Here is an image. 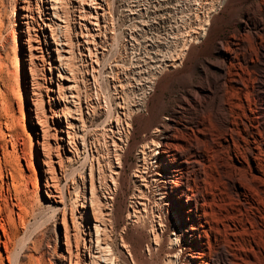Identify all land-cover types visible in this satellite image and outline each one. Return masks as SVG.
<instances>
[{"label":"rangeland","instance_id":"rangeland-1","mask_svg":"<svg viewBox=\"0 0 264 264\" xmlns=\"http://www.w3.org/2000/svg\"><path fill=\"white\" fill-rule=\"evenodd\" d=\"M14 1L0 0V264H61L63 261L67 262L68 258L71 259V264H80L79 258L87 249L83 240L85 223L84 219L79 218L77 216L79 214L75 211L77 206L82 204V195L89 201V189L87 188V193L83 192V177L87 179L85 183L87 187L92 184L95 188L101 214L96 213V215L104 230L102 237L110 245L112 256L117 264H171L168 261L169 257L166 258V250L167 233L169 234L174 217L173 210L170 208L166 211L159 210L154 204V199L144 201V199L136 198L132 199L134 203L130 202L132 193H137L134 185L142 182L132 177L131 172L137 163L140 166L144 165L140 150L145 143L149 144L146 137L156 126L168 122L164 117H169L179 96L196 88L199 78L202 77L201 67L207 65V59L214 60L220 57V53L216 50L219 42H222L232 31L233 23L240 26L236 22L243 17V10L240 8H244L251 0H222L219 9L215 11H211V4H216V0H62L61 13L66 17L67 24L69 23L68 39L74 52V56L72 54L68 63L71 68H74L75 78H77L74 82L76 87L73 88L76 91L72 90L71 92L72 95L75 94L74 98H78L76 101L79 104L78 102L77 104L69 102L68 99L73 100L74 98L67 96L68 91H63V86L59 87L62 91L61 94L67 92L65 95L68 100L67 109L72 110L71 104H74L78 109L75 113L80 115L77 117L72 114L77 119H70L74 126L70 130L72 136L69 143L74 145L72 155L75 160L62 157V169L65 175L59 184L65 203L63 223L66 225V244L61 243L65 241L61 212L52 214L43 206V187L37 191L34 171L32 168L26 167L20 151V143L28 146L29 140L23 123L27 116L22 115L18 105L19 93H24L26 106H31L29 98L31 93V97L37 99V105L40 98L43 99L46 115L52 114V112L48 110L45 95L44 76L48 75L47 62L49 61L46 52H44V68L40 64H43L41 59L35 61L33 82L29 72L28 56H26L24 72L27 75L29 87L25 89L19 84L18 78L22 72L16 71L15 67L21 61V57L14 45L10 44L14 36L12 30L14 28L12 15ZM36 11L34 10V14L37 15ZM94 13L111 15L112 20L107 29L111 30L112 34L102 38L107 43L99 44V39H94L95 46L90 42L91 38H88V43L84 44V48L88 47L90 51L84 50L83 54H79L76 47L78 37L77 34H73L77 29L70 16ZM207 17H209V24L203 37L201 28ZM34 27H36L35 23ZM48 40L50 41V37ZM53 47L54 45H52V49ZM210 53L211 57H209ZM62 54L64 55V53ZM52 56L54 58L57 56L55 51ZM120 57L123 58V61L120 60ZM112 63H117L118 67L124 68L126 78L123 77L122 83L125 91L130 92L131 89L137 91L140 88L141 79L147 83V93L140 101L141 104L138 108L132 106L128 115H123L124 117L119 115L123 130L126 128L128 130L126 140L123 135L120 136L121 139H116L119 137L113 121L116 118V113L114 105L111 103H113V71L117 68L114 69ZM53 76L56 77V72L53 73ZM30 86H33V89ZM54 88H57L56 84H54ZM38 93H40V97ZM83 98L85 103H83ZM62 102L61 106H63ZM99 104L101 106L106 104L107 109L103 111L101 108L99 111ZM257 105L259 106V104ZM84 106L87 107V110ZM107 106H110L111 109ZM85 111L89 112V116L86 118L83 117ZM255 116L254 111V121L248 120L244 123L249 130H242V123H238L240 132L246 138H250V125L255 124ZM65 118L62 117V122H60L62 126H65ZM125 121L128 123V127L125 126ZM46 123L48 124V122ZM109 127L116 129L115 132L109 131ZM179 134L178 132L177 136ZM32 135L34 139L31 138L30 142H32V152H34V149H37L35 139L41 141L40 131L38 130V133ZM259 135L254 130V147L259 145L258 141L264 136V133L260 135L261 137ZM48 137L49 145H51L52 133L50 130ZM12 141L16 142L15 147L11 146ZM66 148L65 144L64 149L66 150ZM54 154L55 152L52 150L53 159H55ZM33 155L35 156V153ZM118 157L119 159H117ZM118 161L121 163V170L116 179L111 170L118 164ZM89 169L92 172L91 180ZM12 171L15 174L13 180L10 178ZM121 178L128 179L124 186L117 184ZM191 182L189 186L193 185L194 188V184ZM141 188L146 190L144 186ZM109 190L114 193L111 192L113 198L110 211L104 208L102 198ZM204 190L202 188L201 197L198 196V202L202 204L200 207L198 206V210L200 212L205 209L208 216H211V218L208 217L210 219L208 220L209 226H212V229L218 226L216 229L219 230L222 227L221 221L216 220V223L215 217H212V214L219 209L216 208L220 206L219 200L217 196L212 199L208 195V188L206 191ZM203 200L206 205L210 202L209 205H204ZM123 203L127 209L118 210V204ZM90 204V202L86 204V210L89 219H92L90 212H93L94 207L93 205L90 207ZM208 210L211 212L209 213ZM164 218L167 223L161 234L158 222ZM1 225L9 236L7 245L12 254L7 253L11 255L8 256V259L2 244L6 238ZM156 233H160L162 237L160 246H155L153 243ZM209 238L210 244L206 247V259H211L213 264H224L217 257L218 249L221 246L218 243L219 237L215 241L212 235H209ZM59 245L65 255L64 259L56 258L55 254L59 250Z\"/></svg>","mask_w":264,"mask_h":264},{"label":"bare ground","instance_id":"bare-ground-1","mask_svg":"<svg viewBox=\"0 0 264 264\" xmlns=\"http://www.w3.org/2000/svg\"><path fill=\"white\" fill-rule=\"evenodd\" d=\"M221 2L222 0H216V4H211V11L219 9ZM61 3L62 0H15L12 13L14 36L10 44L14 45L21 57L15 70L22 72L18 79L19 84L25 89L29 87L27 75L24 72L26 56H28L32 82L35 76V61L41 59L43 64H40L44 68V52L49 57L48 75L44 76V82L46 83L45 95L48 110L52 114L46 115L42 98L37 105V99H33L34 97L32 98L30 93L31 106H26L24 93H19L18 105L22 115L27 116L23 123L29 140L28 146L20 143V151L26 167L32 168L34 171L37 191L43 187V206L52 214L61 212V224L65 236V241L61 243L66 244V225L63 223L65 203L59 184L65 175L62 169V157L75 160L72 155L74 145L69 143L72 136L70 130L74 126L70 119H77L72 114L77 117L80 115L75 113L78 109L74 106L77 104L76 99L78 98H74L75 94L72 95L71 92L75 90L73 89L76 87L74 82L77 78H75L74 68H71L68 63L72 54L74 56V52L68 39L69 23L67 24L66 17L61 13ZM34 10H37V15L34 14ZM240 10H243V13L241 12L243 17L236 21L240 26L233 23L232 31L218 44L216 50L220 53V57L214 60L207 59V65L201 67L202 77L199 78L196 88L179 96L169 117H164L168 122L159 124L149 133V136L146 137L149 144L145 143L140 150L144 165L134 164L135 168L131 172L132 177L142 181L140 184L134 185L137 193H132L131 200L136 198L144 199V201L154 199V204L159 210L166 211L168 208L173 210L174 217L169 234L167 233L166 250V258L169 257L168 261L171 264H213L211 259L205 257L207 256L206 247L210 244L209 235H212L214 241L219 237L218 243L221 246L218 249L217 257L221 259L222 263L264 264V136L258 141L259 145L254 147V130L260 135L264 133V0H251ZM70 17L77 29L76 16ZM34 23L36 27H34ZM208 24L209 17L205 19L201 28L203 37ZM73 34H77L76 47L79 54H83L82 44H86L88 41L77 31ZM48 37H50V41ZM71 42L74 41L71 40ZM90 42L95 46L94 39H91ZM52 45H54L53 49ZM86 50L90 51L88 47ZM54 51L57 55L55 58L52 56ZM121 57L120 60L123 61ZM209 57H211V53ZM117 63H112L114 69L117 68V70L113 71V103L110 102L114 105L116 118L111 119L115 122L119 136L116 139H121L120 136L123 135L126 140L128 130H126L127 128L123 130L119 115H128L132 106L138 108L141 104L140 101L147 93V83L139 77L142 81L139 83L140 88L137 91L132 89L130 92L125 91L122 82L126 78V73L124 74V68L118 67ZM54 72H56L55 78ZM54 84L57 85L56 89ZM59 86H63V91L67 90L68 93L61 94ZM30 88L33 89V86ZM151 90L153 89L151 88ZM66 93L69 98H74L73 100L68 99L69 102L74 103L71 104L72 110L67 109ZM60 100L63 101V106H61ZM83 103H85L84 98ZM105 105L99 104L98 110L100 111L102 108L105 111L107 109ZM84 108L87 110L86 106ZM254 111L256 121L255 124L252 122L254 125H250V138H246L240 132L238 123H242V130L248 129L244 123L248 120L254 121ZM87 116H89V112L85 111L83 117ZM62 117L67 118H65V126L60 124ZM125 126H129L126 121ZM38 130L41 141L35 139L37 149L32 152L30 140L34 139L32 134L38 133ZM49 130L52 133L51 145L48 142ZM115 130L109 127V131L114 133ZM178 132L179 136H177ZM15 144V141L11 142L12 147H15ZM65 144L66 150L64 149ZM52 150L55 152V159L51 156ZM147 159L148 161H146ZM117 163L111 170L116 179L121 170V163L119 161ZM91 173L89 169L90 180L92 179ZM10 178L15 179L13 171L10 172ZM82 181L83 192L87 193V188L89 189V201L82 195V204H79L75 211L79 214L77 215L79 218L84 219L85 223L83 240L87 249L79 258L80 264H117L112 256L110 245L102 237L104 230L96 215V213L100 214L98 208L100 203H98L95 188L90 184L92 183L90 181V185L87 187L85 185L87 179L84 177ZM127 181V178H121L117 184L124 186ZM190 181L193 182L194 188L192 184L189 186ZM142 186L146 190H142ZM202 188L205 189L204 191L208 188V195L212 199L217 196L219 200L220 206L216 207L219 208L218 212L213 213L212 210L214 220L221 221L222 227L219 230L216 229L218 226L213 229L212 226H209L208 220L211 216H208L205 209L200 212L198 210V206L200 207L201 204L198 202V196L201 197ZM88 202L91 203L90 207L92 205L94 207V209L91 208L93 212H90L92 219H89L86 210ZM130 202L134 203L133 200ZM203 203L206 205L204 200ZM206 203L208 202L206 201ZM104 205V208L107 209L105 203ZM117 209L126 210L127 208L123 203L118 204ZM166 223L165 218L158 222L161 234L166 228ZM1 229L6 238L2 241L6 254H12L7 245L9 236L2 225ZM54 231L56 233V230ZM160 233H156L153 237L155 246H160L162 240ZM8 254L7 259L11 256ZM55 255L57 259L59 257L64 259L65 255L61 245ZM65 263L61 262V264Z\"/></svg>","mask_w":264,"mask_h":264},{"label":"built area","instance_id":"built-area-1","mask_svg":"<svg viewBox=\"0 0 264 264\" xmlns=\"http://www.w3.org/2000/svg\"><path fill=\"white\" fill-rule=\"evenodd\" d=\"M111 20H112L111 15H105L101 13L100 14L94 13L90 15L78 14L76 16L77 32L85 36L86 41L88 38H91V39L98 38L99 44L107 43V42H104L102 38L106 36H110L112 34L111 33L112 31L107 29L110 27ZM199 38H202V37H199ZM83 48H84V44H82V50L83 51L86 50L85 48L84 49ZM111 192L112 191L109 190V192L105 193V195L102 196L104 203L107 206L108 211H110L111 209L110 206L112 204V198H113ZM65 264H71V259L68 258Z\"/></svg>","mask_w":264,"mask_h":264}]
</instances>
